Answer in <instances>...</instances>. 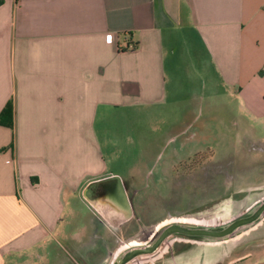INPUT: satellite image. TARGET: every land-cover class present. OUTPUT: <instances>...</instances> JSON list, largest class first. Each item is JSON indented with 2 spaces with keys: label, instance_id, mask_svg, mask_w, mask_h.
<instances>
[{
  "label": "crops",
  "instance_id": "1",
  "mask_svg": "<svg viewBox=\"0 0 264 264\" xmlns=\"http://www.w3.org/2000/svg\"><path fill=\"white\" fill-rule=\"evenodd\" d=\"M126 33L138 45L120 51ZM11 100L14 128L0 124V264L60 249L56 264H108L104 221L76 222L79 194L105 187L119 161L109 123L130 121L131 140L163 122L190 160L219 127L264 140L250 134L264 131V0H0V113Z\"/></svg>",
  "mask_w": 264,
  "mask_h": 264
},
{
  "label": "rangeland",
  "instance_id": "2",
  "mask_svg": "<svg viewBox=\"0 0 264 264\" xmlns=\"http://www.w3.org/2000/svg\"><path fill=\"white\" fill-rule=\"evenodd\" d=\"M130 123L124 120L119 125L109 123L108 139L120 140L114 153L119 161L113 165L114 173L107 177L105 187L102 184L87 195L79 194L78 200L77 215L82 219L76 226L88 215L97 217L95 223L99 218L104 221V226L98 224V228L105 231L100 244L104 249L106 246L107 252L113 251L108 264H117L130 242L138 235L135 242L143 239L158 223L214 212L206 224L218 227L249 214L264 201V140H248L242 131L235 139L234 131L228 133L219 127L216 141L212 136L207 140L208 145L202 143L196 147L203 153H209L210 147L214 156L208 159L207 153L204 159L190 160L187 153L175 152L172 143L167 141L164 136L167 127L163 122L158 125L160 129L155 126L153 130L147 129V133L138 130V136L129 140L125 136L130 132ZM250 134L263 137L264 131L253 129ZM60 251L43 255L41 260L29 257L28 264H56L65 255ZM199 253H203L205 264L210 261L205 259L208 253L217 258L215 264H242L259 257L264 254V217L241 228L227 242L173 234L156 253L143 255L128 264H180L182 261L189 264Z\"/></svg>",
  "mask_w": 264,
  "mask_h": 264
},
{
  "label": "water",
  "instance_id": "3",
  "mask_svg": "<svg viewBox=\"0 0 264 264\" xmlns=\"http://www.w3.org/2000/svg\"><path fill=\"white\" fill-rule=\"evenodd\" d=\"M251 212L249 215H241V217L239 216L235 219H231L226 224L217 225L218 227H212L210 224H206L207 220L215 214L214 212L199 216L191 214L176 219H168L153 226L149 234L143 239L135 242L139 235L134 238L135 240L130 242L117 264H128L139 256L156 252L160 249L163 242L173 234L207 237L212 238L216 242H227L241 228L250 226L264 217V202L257 204ZM196 222L199 223L196 224ZM213 255L212 253L206 255L205 259H210L208 264H214L216 259ZM195 256L201 258V263L199 262V264L207 263H203V253L202 255L199 253V255ZM190 262L192 263L193 261Z\"/></svg>",
  "mask_w": 264,
  "mask_h": 264
},
{
  "label": "trees",
  "instance_id": "4",
  "mask_svg": "<svg viewBox=\"0 0 264 264\" xmlns=\"http://www.w3.org/2000/svg\"><path fill=\"white\" fill-rule=\"evenodd\" d=\"M137 45L138 44L132 40L131 36L128 33H126L124 35V45H121L119 43L118 47H119L120 51H127L130 49L137 48ZM132 86H134V85L124 83L123 89H124V91L137 92L136 87L130 88V90H129V87H132ZM14 112H15L14 111V103L11 100L6 104V106L3 108V110L0 113V124L7 125V126H10L11 128H14ZM206 155H207V152H204V153L197 154L196 157H202L204 159L206 157ZM209 156L210 155L208 153V157ZM196 157H194V159ZM200 161H202V160H200ZM187 236H189V235H187Z\"/></svg>",
  "mask_w": 264,
  "mask_h": 264
},
{
  "label": "flooded vegetation",
  "instance_id": "5",
  "mask_svg": "<svg viewBox=\"0 0 264 264\" xmlns=\"http://www.w3.org/2000/svg\"><path fill=\"white\" fill-rule=\"evenodd\" d=\"M263 202H264V201H263ZM251 213H252V212H251ZM251 213H249V214H251ZM249 214H247V215H249ZM240 217H241V216H240ZM164 242H165V241H164ZM164 242H163V243H164ZM162 245H163V244H162ZM157 251H158V250H157ZM157 251H156V252H157ZM156 252H154V253H156ZM142 256H143V255H142ZM142 256H139V257H142ZM139 257H137V258H139ZM137 258H135L134 260H136ZM134 260H132V261H134ZM130 263H131V262H130Z\"/></svg>",
  "mask_w": 264,
  "mask_h": 264
}]
</instances>
